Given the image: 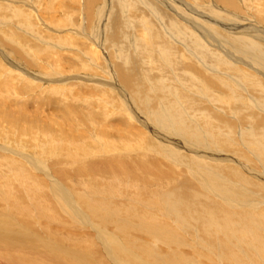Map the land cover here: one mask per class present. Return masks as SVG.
<instances>
[{
	"label": "bare ground",
	"instance_id": "6f19581e",
	"mask_svg": "<svg viewBox=\"0 0 264 264\" xmlns=\"http://www.w3.org/2000/svg\"><path fill=\"white\" fill-rule=\"evenodd\" d=\"M81 1L84 3L82 5H84L85 7L83 20L79 19L78 21V18H77L78 16L74 17L75 15L73 14L72 11H70V13L68 12V15L66 16L64 14L63 20H58L57 23H54L55 25H51L37 18L38 19L37 21L40 22L41 27L44 30V32L42 33V37H45V36L47 37L43 39L38 36L39 34L38 28H33L31 25H29L27 23V19H29L31 22L32 20L31 16L35 15V17H37L32 6L38 8L39 6H41V4L44 5L45 2L41 0H32L31 2H29V0H18V1L0 0V5L3 6V7H0V12L4 10L5 11L12 10L11 15L6 14V13H1L2 15L0 16V24H2L3 26L0 25V43H1L2 38L4 40L3 42L6 41L5 40L6 36L4 35L3 32L10 34L12 35V37H10V40L14 41L16 46H19L18 52L20 54L22 53L21 51H23V48H25L27 50L26 52L27 57L32 55L31 51H33V53L35 52L36 55L37 53H39L38 54L40 57L39 59L41 60L39 61V63L35 62V58H33L34 56H30L29 58L33 60V63H32L33 65L30 66L28 62L24 61L25 64L27 65V68L22 67L21 66L22 64H19V63L17 64L16 61H11V58H10L13 55V52H11V50L13 48H16V46L13 44V46L11 47H5L2 42V45L0 44V48L2 49V51L0 50V65L3 66L4 62L7 63V67L5 68V70H10V74L7 76V81L15 85L16 83H18V79H22L24 81L27 80L28 77H32L31 73L29 72L30 68L39 69L41 71V74H44L42 70H47V68L51 69V67H44L41 64L44 62L45 58H48L47 57L48 55L42 56L46 52L45 49L32 47L33 43L31 42L33 41H30L28 39H30L31 36L33 35L31 33L30 35H27L29 37H26L25 35H23L24 33L20 35L18 29L21 26H18L19 24L23 26L27 24V29H32V30L35 29L37 39H39L41 43H47L50 41V39H52L51 40L52 43L53 42L55 43L56 41L58 45H63V43H67V40H71V41H74L76 44L81 45L83 47L87 48L88 46L89 47L88 50L97 49V51L93 52L94 54H91V55L94 56V59H96L97 56L102 57V59L104 60V63L102 62V64L108 68L110 67L108 62H109V57L111 54L108 56H105L104 53L102 52L103 49L104 50L106 49L105 47L108 48V46L104 45L105 43V41H103L104 35L103 33L102 34L100 33L98 23H95L94 25L93 22L91 21L92 16H93L92 15L93 12H91L93 8V4L96 2H99V0H81ZM153 1H157L160 5H163L166 9H169L172 13L176 14V16L179 15L178 16L179 20L176 19L177 23L171 22V31L173 30L171 33L176 35L177 38L179 36L178 34H180L177 24H180L181 22L184 25H188V26L191 24L193 25L192 26L193 29H185V32H187L186 34H189L190 37L191 35L197 37L196 41L194 40L195 37H191V38L194 40V47L197 48L198 53H196L197 51L194 52V54L191 53V50L193 49L191 47V50H188L186 53L188 56L195 57L196 55L200 57L202 61L204 62V58L209 59L212 53L210 52V54L208 53V55L206 54L201 55L203 50H205L206 48L210 50L209 49L210 47L218 50V53H219L218 58L221 64L226 69H228L229 73L232 76L212 75V77L209 79L210 82H213L214 79H218L220 82L213 83L211 85H208L206 81H203L202 79L200 80V79L192 77L194 83L191 84L190 88H187L185 86L183 87L185 91L193 95L196 101L201 105H205L204 101L206 102L210 100L218 101V99L220 98L221 99L224 98V100L225 99L228 100L226 101V105L228 104L229 112L231 111L235 115L234 118H236L237 120L239 118L241 120L240 124L243 123L242 125L243 127H241L240 124L238 125L240 126V129H241L239 130L241 137L237 138L235 135H233V131L231 132L232 130L231 127L236 129V127H234V119H231L233 120V122L229 121L230 119L226 121V119H224L225 115L221 116L223 114H220L221 112L218 113V111L216 110L218 109V105L215 102H214L216 104L215 106L217 107V108L215 107L216 108L215 110L217 112L214 110L213 112L207 108L206 110L209 112L211 117L217 121L216 125L212 121H207V118L205 117V115H200L195 119V116L199 114L190 113L179 102V100L184 98V96H182L183 93L181 91L183 90V88H181L180 86L179 88L181 90L178 87L176 88V86H174L173 84L169 83L172 89V90H169L166 88L164 83L161 82L159 84L158 90H156V88L152 90L151 88L152 92L154 93L153 94L154 98H156L157 100L156 103H154V99L152 98L153 101L151 99V95H152L151 92L147 91L145 93L144 91L146 90L145 84H142L144 77L139 78L138 75L134 76L132 73H130L131 71L130 68L126 67L130 63L128 61L129 58H126V56L122 57V59H124V62L120 63L122 64L119 66L120 68L118 69V66H116V70L111 71V72H109L108 69L101 70L99 63L94 62L93 64L96 69L93 67V69L88 70V72L87 70L86 72L81 70L84 73H86V75L85 76L83 75L74 76L75 78L72 79L73 82L71 83V85H75V84L82 85L83 83H86L90 88L98 90L101 93H104L105 95L112 93L111 95L109 94V97H113V94H114V99H115L114 101H116L120 95H122L124 99L128 97L129 101L131 100L132 109L128 107L127 109L129 110V112H132V115L133 114L139 115V118L144 120L143 122H140V121L138 122L142 123L143 126L148 129V132L151 135L148 139L150 140L148 141L150 143V146L147 148V151H148L147 156H151L152 158H154V155L157 152L162 154L163 152H161L159 148L165 149L167 146L165 144H160V145L158 144L159 145L158 146L157 142H155L154 139H156L159 143H162V141L165 140L166 142L171 143V147L166 150V153L167 152L168 153L167 154L164 153L163 155L167 156L170 159V161L175 165L176 168L177 167L179 168V166H176V165L178 164V162L179 164L181 163L179 159L182 156H185V158L193 157L194 159L196 157L197 162L198 161L200 162V160H203L202 162L205 163L204 165L207 168H210V167L216 168V165H218V169H222L224 171V176H223V173L222 174L220 173L219 174L220 176H215V177L211 176V178L213 179L216 177H218L219 180H222L223 178H225L222 180V182H226V185H227L229 182L228 180H233L232 178L234 177L238 179V181L240 182L243 181L245 185H248L251 187L257 186L261 188V186L264 185V174H263L264 172L261 173L259 171L257 174V172L253 170L252 172L250 171L251 169L248 170L242 166L241 167L243 168V170L240 171L238 169V165H239L238 163L240 162L233 161L232 160L233 158L232 159L226 158L224 160L223 158L224 151H222V148L229 147L234 150L235 154L241 153L242 151L238 145V139H240L242 143L243 142L242 138H244V136H249L252 134L249 132L250 130H247L246 132L245 130L246 126H247L246 129L255 127V129L253 130L259 131L258 133L261 134V137H260L261 141L255 139L257 141L256 144L258 145V147L256 148L254 147V150L252 149L251 150L261 160V164H260L261 168L259 169L264 170V148L259 147V146H262L260 142H264V126H263L264 125V115L263 113L262 114L254 113V112H257V110L260 108L264 112V103L260 106V103L258 102V105H257L256 99L253 101V98H249L248 100L245 99L246 101L243 102L244 97L242 100V98L240 97L241 94L238 93L239 92L238 90H240V92H242L244 96V93H248L249 90H251V92H255L259 90L260 98H261L260 100H264V97H263L264 96V52H262L264 49V10L260 9L253 13V16L255 17L254 20L257 21L255 22V21H252V19L250 18H244L243 16L237 17L231 14H227L225 12H222L212 7L211 5L205 6L204 9L207 13H206V16H202L196 10V8L200 9L201 5L199 4L194 5L193 3H190V2L189 4H187L186 2H183V1L180 2L179 0H153ZM60 2L64 3V1L62 0H50L49 4L52 5L51 7H54V6H59L61 4ZM218 2L223 3L224 5L230 8H236L237 10L239 7L236 4V0H218ZM244 2L246 1L244 0ZM262 2L264 3V1ZM124 3H127V2L125 1ZM20 5L22 7H26L22 12L17 11ZM102 7L100 6L96 9L97 13H95V15L97 16V18L94 16L96 20L99 19L98 18V15H100L99 12H102L104 10V8ZM64 9L66 8L61 5L60 10L65 11ZM48 10H52V8H49ZM52 13H54V11ZM6 16H9L11 19H13L11 22V25L13 26L10 27L7 24H4L6 22V20L4 19L6 18ZM20 17L23 19L21 20ZM10 18H7V19H10ZM64 20H65V23L71 24L72 27L70 28H73L71 33H68V32L66 33V30H67L66 27H68V25L66 26V24L64 23ZM21 21L25 22L26 24H22ZM76 21H78L79 24ZM221 21L231 22V23L240 22L243 26L234 24L232 27H226V26H223ZM161 26L164 28L163 24ZM167 26L170 28V24H168ZM137 28L139 29V26ZM163 28H161L163 30L162 32L168 33V31H165V29ZM108 34H111L112 36V33L109 32ZM172 34L171 36H173ZM230 35H234L235 39H233V36H230ZM143 37H144V43L142 44H144L145 45L144 48H146L147 40L145 38V35ZM151 37L147 39L150 40ZM251 39L253 41H250ZM234 40L240 41L244 45V47L247 46V48L249 49L247 50L246 48L241 49L243 46L241 48L236 47L234 45V42H235ZM152 42H154V39ZM152 42L149 44H152ZM19 43L20 44L22 43L23 46H20ZM57 44L55 43L53 44V46L55 47V45ZM108 44L110 45V43ZM142 44L140 45L143 46ZM29 45L32 48H30ZM36 45H39V44H36ZM255 46H257L259 49L263 48L262 50L260 49L261 53L259 56H256V58H255V55L250 54L252 53V49ZM4 48H7V50L9 48L10 52H7L6 49ZM61 48L63 49L62 46ZM156 48L158 49L157 46ZM3 50H4V53H2ZM35 50L37 51V53ZM208 50H205V51L208 52ZM183 51H185V48H183ZM143 52L146 54L145 49L143 50ZM143 52L141 51V53ZM156 52L158 53V51ZM48 53L50 56L56 55L54 54V51L53 52L50 51ZM154 54L155 52L152 55ZM168 54L174 55V52H170L164 49V50H161L160 54H158V56L162 59L164 64L166 63L165 57ZM119 59L121 58L118 57L117 60ZM168 61L172 62L173 60H168ZM48 64L49 62L47 63V66ZM52 72L53 71H51V73ZM99 72L102 73V76L99 75ZM53 75H55L54 72H53ZM136 77H137V80L134 81ZM37 79H41L42 83H44L45 86H46V83L49 82L48 80H45L44 78H37ZM68 80L65 81L64 79L65 82H68ZM55 81L64 82V81H61L59 78H57V80ZM65 82L64 84L67 85ZM23 83L25 84V82H22L21 84ZM134 86H140L142 89L139 90V88H136V89L134 88V90L132 91V88ZM210 87L217 89V90H221V96L224 95V97L222 98L220 96L215 95ZM235 88H238V89L236 90ZM142 91L144 92L143 94H142ZM225 91L226 92L230 91L233 99L229 96L226 98ZM232 92H237L238 96L233 95ZM201 96H203L202 98H204L205 100L201 99ZM116 102L110 105L114 107V105H116L115 104ZM107 104H109V102H107ZM220 105L222 109L225 106V104L224 106L222 104ZM249 105L251 107L255 105L256 111L251 109ZM122 106L126 107V103H123ZM133 107H135L137 110H133ZM105 108L106 107L103 108L104 109L103 111L107 110ZM161 108L167 111L166 113H164L166 114V117L162 113L161 114L158 113L159 109ZM150 109L153 111V114L148 112ZM246 109L250 110V112L248 111L249 116L247 115L245 116L246 118H240L244 114L242 111L243 110L245 111ZM103 111H101V113ZM217 114H219L221 117L218 116ZM190 119H192L194 122L201 125L203 127L202 129H204L203 132L204 131L207 132V133L205 132L206 136L208 137L209 135V139L211 138V140L209 141H206V142L203 141V143L201 142L202 145L204 144L203 146L206 148H203V147L198 148L196 145H193L195 141L200 142V139H199L198 134L192 131V129L199 127V126H197L198 124L195 125L194 123H192ZM147 122L149 125H147ZM219 124L221 125L219 126ZM150 125L154 128L150 127ZM211 128L217 129L218 132L217 133L213 132ZM47 135L49 137L50 134L48 133ZM251 137L253 136L251 135ZM93 138H96L95 141L97 142L98 140H100L97 135L94 136ZM183 138L186 139L185 141L189 146H185L187 144L183 143L184 142ZM202 138L204 139L203 136ZM206 140H208V138ZM55 142L56 141H54V144ZM13 144H18V143L14 141ZM104 144H107V142L104 141ZM36 145L37 143L34 145L35 148H36ZM34 146L32 145L31 147H29L31 150L28 149V151H30L28 154L23 153V149H27L28 147L22 146L21 148L20 146L17 145V149H22V150H15L16 148L14 147L12 148V146H7V147L0 146V170L6 169V171H8L11 175L13 174L12 176L14 177V179L10 176L7 178L8 184L10 186L8 185L6 188H4V190L0 186V246L2 247L1 255H6L2 258H6L8 262L12 264H187L189 261H193L194 259H195V262H197V264H199V261L201 259L210 261L211 264H215V262H220V261H224L225 264H259L256 262V260H254V256H253L254 254L250 252V248H251L250 242L255 244L254 248H258L257 249L258 251L256 250L257 252L255 253H257L261 258L264 259V206L259 208V210L256 213V216L254 217L252 216L251 221L248 219V215L246 219H244L245 216L238 215V213L235 212L236 210L235 211L231 210L233 213H231L230 210L227 211L226 213H229L230 215H232L234 221H227V223L220 225L224 229L218 227L219 226L218 222L217 224H212L209 222V220H207L208 223H205L203 221L204 220L203 218L202 223L200 224L198 223L199 225H197L192 219L193 228L195 226H198L197 228L195 227L196 228L195 230L193 231L190 230L189 232L190 236L195 238V241L190 242V243L189 242L184 243V241H182L183 237L180 234H178L176 230V226H174L173 228L170 226V221H172V218L174 220V217H177L178 220L179 219L182 220L181 222L184 224L185 220L187 221V219H190V216L192 213L195 214V216H198L201 214H209L208 212H210L209 215L211 216H213L212 214H214L215 216H220V211L224 209L223 208L224 202L221 201V199L218 200L217 198L216 200L215 198L210 196L212 194H209V193H206V191L205 192L203 191L204 183L207 184L209 182L208 180L200 179L201 177L200 178L197 177L196 174H193V173L190 174V171L188 174L187 173L185 174L184 172H182L184 173V175L181 174L183 175L182 184L176 187L166 186L167 187L166 189H168V194L166 193L167 199L164 198V200L166 199L165 201L166 206H163L162 204L154 205L153 203L149 204L146 202L145 195H148V194L151 195L155 193L156 191L154 192L152 189L145 190L141 186L143 184L141 181L145 179L143 178V175H145L147 170L153 168V165H152L153 163L151 164V161H149L147 158L145 159V161H141L140 159L134 160L135 158L128 159L127 157H125L128 159V161L126 162L124 161L121 162L122 160L116 161V160H111V159L100 161L98 159L99 161H91L90 163H82L81 165L80 164L75 165L76 164L75 163L74 164L75 166H73L72 163L75 160V157H72L74 159L73 161H70V162H68L69 159L66 160L61 157H58L56 159L54 158L53 163L52 162L47 163L46 159L45 160H43L42 158L38 159L39 155L37 156L36 155L37 153L33 152L35 150L34 149L32 150ZM193 146H195V148ZM236 146L238 147L237 149H236ZM214 147H220L221 149H219L218 151L216 150V152H214L212 151ZM60 148L61 147H59L58 149ZM182 148L186 151V153H182L183 152ZM251 148H252V145H251ZM36 149H39V148H36ZM196 149H199L202 152H198ZM102 150H103V147H102ZM104 150H105L104 152L108 153L106 148ZM179 150L182 152H179ZM48 152H49V148H48ZM188 153L191 154V156H189ZM215 153H218V154H215ZM41 154L43 155V153ZM69 154L71 153L69 152ZM45 155L47 156V154ZM113 155H115L116 157L121 156V154H113ZM68 156L70 158V155ZM68 156H66V158ZM112 157L113 156H111V158ZM198 157L200 160L197 159ZM85 158L86 157H84L83 159ZM142 158L144 157L142 156ZM193 158H190L188 160L187 164L189 166H192V164L189 161L190 160L192 161ZM86 160H83V161H86ZM196 160H193V163ZM205 160H207V162H204ZM230 160H232L233 163ZM147 162L150 164L148 166H145ZM243 162H245V165L248 164L249 167L253 168L255 166L247 158H243ZM243 162L242 164H244ZM211 164L215 166H211ZM45 165H47V168L45 167ZM55 165L57 167L55 168V170H52L51 166L53 167ZM189 166H187L186 169L190 168ZM117 171L121 173H130L132 175V178L135 179V181L129 182L130 184L128 185L125 184L124 187H121V188H120V185L116 184L115 182H114L115 184H113V182H108L106 183V185L110 186L111 187L110 189H114L115 186H118L119 189H122V192L120 193V195L119 193L117 194L119 195V198H124V197L126 198V196L128 197L127 193L134 194V196L128 197V198H131L129 199L130 201L129 200L117 201L118 198L115 193L112 194V196L113 195L115 196V200L109 199L106 201H100L98 199H95L89 196V194L85 190L86 188L83 189V187H86V186L80 187L82 188L81 190L85 191L83 193L77 187L78 184L80 183L82 184V182L78 180L79 178H81L80 176H83V175L86 176V174H89V173L90 175L91 174L96 175V174L103 173L106 176V173L110 174V173L115 172V174H117ZM225 171L227 174L225 173ZM180 172L181 171H178V173ZM159 173H160L159 169H156L155 176L159 175ZM5 177H6V174L5 176H3V179ZM97 177H100V175ZM106 177H109V176H106ZM83 178H86V177H83ZM216 180L218 181L217 178ZM99 181H101V179ZM88 184L90 183L88 182ZM206 184H205V187L207 186ZM219 185L222 186V184H219ZM209 186L215 187L214 184H211ZM241 186L243 187V185ZM223 187L225 186L223 185ZM88 189L89 188H87V190ZM115 189L117 190V188ZM163 189L157 190V192L160 193ZM212 191H214V189ZM218 191L217 192L215 191V192L219 194ZM263 192H264V187H263ZM222 199H223V196H222ZM148 200L150 199H147V201ZM156 200L157 199H155V201ZM239 200H240L239 198L235 199V205L239 203ZM148 202H151V201H148ZM242 204H238L237 206H241ZM263 204H264V197H263L262 205ZM144 205H146V207L148 206L146 210H144V207H143ZM246 210L248 211V209ZM97 214L99 216L105 215V214L114 215L112 216L114 219L109 218L111 216L107 215L109 216L107 217L109 218L108 220H106L107 218L105 219L102 218L103 221H100L101 218L99 219L97 217ZM224 215H225V212H224ZM104 217H106V215ZM206 218H209V217H206ZM111 223L113 224L120 223L119 224L120 227L118 228V230H116L115 228H111L112 227ZM144 225H147L146 227L151 228V229L146 230L145 234H147V237L153 238L154 236L162 235L164 236L163 238L168 239L167 240L168 245L171 244L174 246L173 250L171 251L172 253L171 255L169 254V251L167 252L168 253L167 254L162 251L160 252L159 251L160 247L159 248L153 247V245H155L154 242L157 243V241L155 240L153 241L152 246H150L148 243H147L148 248L144 246L145 244H143V242L139 240L141 238L139 235L140 233L138 232V231H141L139 228ZM175 225H181V224L178 223ZM134 226L136 228L138 227V229H135ZM217 228H219L222 231V233L217 232L216 231ZM53 229H55V231ZM107 229H111L112 231L107 232L106 231ZM151 232L154 234H151ZM151 238H148V240ZM236 238H238L240 241L241 240L243 241L242 244L244 245V247L243 246L240 247V243H237L234 241V239ZM179 242L182 243L183 246L185 245V247H189V250L187 251L192 255L191 258L186 257V255L184 257L182 255L183 253H180L181 251L177 252L178 248L180 249L182 246V245L177 244ZM218 243L221 244L219 247L220 248L219 251L216 248V245ZM164 245L166 246V244ZM211 246L215 248L213 249V252L209 254L210 252L209 248ZM174 253L180 256L178 257L176 256V258H173L172 255ZM245 256H247L250 260H247ZM212 258L214 260H212ZM261 264H264V262Z\"/></svg>",
	"mask_w": 264,
	"mask_h": 264
},
{
	"label": "rangeland",
	"instance_id": "374dc122",
	"mask_svg": "<svg viewBox=\"0 0 264 264\" xmlns=\"http://www.w3.org/2000/svg\"><path fill=\"white\" fill-rule=\"evenodd\" d=\"M16 1H18V0H16ZM31 1L32 0H29V2H31ZM41 1L45 2V4L42 5L40 3L41 6H39V4H38V6H39L38 8L32 6L37 17H35V15L31 16V19H32L31 22L29 19H27V23L29 25H31L33 28H38V31H39L38 36L40 38L45 39L47 37L46 36L42 37V33L44 32V30L42 29L40 22L37 21L38 19L45 21L46 23H49L51 25H55L54 23H57L58 20H63L64 14L66 16V15H68V12L70 13V11H72L73 14L75 15L74 17L78 16L77 17L78 21H79V19L83 20L85 7H84V5H82L84 3L81 0H71V1L70 0H62V1H64V3L60 2L61 4L59 6H54V7H51L52 5L49 4L50 0H47V1L41 0ZM125 1L127 3H124ZM179 1L180 2H182V1L186 2L187 4H189V2H190V3H193L194 5H196V4L201 5L200 9L201 8L202 9L200 10L199 8H196V10L202 16H206V13H207L204 9L205 6L211 5L212 7L216 8L222 12H225L227 14H231V15H234L237 17L243 16L244 18H250V19H252V21H255V22H257V21L254 20L255 17L253 16V13L260 10V9L264 10V3L262 2L264 0H245L246 2H244V0H236V4L239 6L238 10L236 8H230L226 5H224L223 3H219L218 0H179ZM243 3H244V5H243ZM61 5L66 8V9H64L65 11L60 10ZM103 5H105V6H103ZM100 6L101 7L103 6L102 8H104V10H103L104 12L103 11L99 12V14H100V15H98L99 19L96 20L95 19V17L97 18V16L95 15V13H97L96 9ZM0 7H3V6L0 5ZM163 7H164L163 5H160L157 1H153V0H99V2H96L93 4V8L91 11V12H93V14H92L93 16H92L91 21L93 22L94 25H95V23H98L100 33L101 34L103 33V35H104L103 36V38H104L103 41H105L104 45L108 46V48L105 47L107 50L103 49L102 52L104 53L105 56H108L111 54L109 57V62H108V64L110 65L109 68L102 64V62L104 63V60L102 59V57L97 56L98 58L96 57V59H94V56L91 55V54H94L93 52L97 51V49H94V50L89 49L88 50V48H89L88 46H87V48L83 47L81 45L76 44L74 41H71V40H67V43H63V45H58L57 42L55 41V43L57 44V45H55V47L53 46V44H55V43L54 42L52 43V41H51L52 39H50V41L47 43H41V41L39 39H37L36 30L35 29H33V30L27 29V24L25 22L21 21L22 24H26V25H24V26L21 24L18 25V26H21L18 29L20 35H22L23 33H24L23 35H25L26 37H29L27 35H30V33L33 35L28 40L33 41V42H31V43H33L32 47L45 49L46 52L42 56L48 55L47 56L48 58H45L46 61L44 60L43 63L49 62V64H48V66H47V63H45V64L41 63V64L44 67H51V69L47 68V70H42V72L44 74H41V71L39 69L30 68L29 72L31 73L32 77H28V79L25 81L22 79H18V83H16L14 85V84H11L9 81H7V76L10 74V70H5V68L7 67V63L4 62L3 66L0 65V66H2V67H0V139H1L0 140V146H3V147L12 146V148L13 147L16 148L15 150H22V149H17V145L20 146L21 148H22V146L28 147L27 149H23V153L28 154L30 152V151H28V149H30L29 147H31L32 145L34 146L37 143L36 148H39V149H36L34 146L32 148V150L34 149L35 151H33V152H36L37 156L39 155L38 159H40V158H42L43 160L46 159L47 163H49V162L53 163L54 158L56 159L58 157H61V158H64L66 160L69 159L68 162H70V161H73V159H74L72 157H75V160L73 161V163L71 162L73 164V166H75L77 164L81 165L82 163H90L91 161H99V160L102 161V160H106V159H111V160H116V161L122 160L121 162H123V161L126 162L130 158L131 159L135 158L134 160L140 159L141 161H145V159L147 158L149 161H151V164L153 163L152 164L153 168L147 170L145 175H143V178H145V179H143L141 181L143 183L141 186L145 190L146 189H152L154 192L156 191L155 193H153L151 195L150 194L145 195L146 202L149 204L153 203L154 205L155 204H157V205L162 204L163 206H166L165 201L167 199V194H168V189H166V188L168 186L169 187H176V186L182 184L184 173L188 174L190 171V174L193 173V174H196L197 177H199V178L201 177L200 179L208 180L209 182L207 184L204 183L203 191L204 192L206 191V193L212 194L210 196H212L216 200L218 198V200L221 199V201L224 202V207H223L224 209L222 211H220V216H215L214 214H212L213 216H211V215H209L210 212H208L209 214H201L198 216H195V214L192 213L190 216V219H187V221L185 220L184 224L181 222L182 220H180V219L178 220L177 217H174V220L172 218V221H170V226L172 228L174 226H176V230H177L178 234H180L183 237L182 241H184V243H186V242L190 243V242L195 241V238L191 237L189 232H190V230L193 231L198 227V226H195L196 228L195 227L193 228L192 219L194 220V222L197 225L202 223V219L204 218L203 221L205 223H208L207 220H209V222L212 224H217V222H218V225H219L218 227L223 228L220 225L227 223V221H234L232 215H230L229 213H226V212L229 210L230 211L236 210L235 212H237L238 215H244L245 216L244 219H246V217L248 215V219L251 221L252 216L253 217L256 216V213L259 210V208L264 206V204L262 205V201H263V197H264V192H263L264 185L261 186V188L257 187V186L251 187V186L245 185V183L243 181L242 182L238 181V179H236L234 177L232 178L233 180H228L229 182L227 185H226V182H222V180L225 178H223L222 180H219V178L216 177L218 179V181L216 180V178H214L216 180L215 181L213 178H211V176L212 177L220 176L219 175L220 173L221 174L223 173V176H224V171L222 169H218V165H216V168H214V167L207 168L204 165L205 163L202 162L203 160H200L199 157L197 159L200 160V162L199 161L197 162L196 157L194 159L193 157L185 158V156H182L185 160L181 157L179 159L181 161V163L179 164V162H178L179 165L175 162L177 164L176 166H179V168L177 167L179 169L178 170L175 167V165L170 161V159L167 156L163 155L164 153H166V150L171 147V143L166 142L165 140H163L164 142L162 141V143H159L156 139H154L155 142H157V145L158 144L159 145L165 144L167 146L165 149L159 148V150L161 152H163L162 154L157 152L158 154L156 153L154 155V158H152L151 156H147V154H148L147 148L150 146V143L148 142L150 140H148V139L151 135L148 132V129L146 127H144L142 123H140V122H143L144 120L139 118V115H134V114L132 115V112H129V110L127 109V107L132 109L131 100L129 101L128 97H126L127 99L126 98L124 99L122 97V95H120L119 98L117 99L118 101L116 100L117 101L116 102V101H114L115 100L114 94H113V97H109V94L111 95L112 93L105 95L104 93H101L98 90L90 88L86 83H83L82 85L81 84L71 85V83L73 82L72 79L75 78L74 76H76V75L85 76L86 73H84L83 71L86 72V70H87V72H88V70H92L94 67V64H93L94 62L99 63L101 70L102 69L103 70L108 69V71L111 72V71L116 70V66H118V69L120 68L119 66L122 65L120 63L124 62V59H122V57L126 56V58H129L128 61L130 62L129 63L126 60L129 63V65H127L126 67L130 68V70L132 72L130 70L129 71L134 76L138 75L139 78L144 77L143 83H142V84H145L146 90H144V91H145V93L147 91L151 92V94H152L151 99L152 98L154 99V103H156L157 100H156V98H154V95H153L154 93L152 92V90H154L155 88H156V90H158L159 84L161 82L164 83L166 88L169 90H172L169 83L176 86V88L177 87L179 88V86H180L184 90L183 91L179 88L182 91V93H183L182 96H184V98L179 100V102L190 113L199 114V115L195 116V119L200 115H205V117L207 118V121H212L216 125L217 121L211 117V115L206 110V108L211 110V111L217 110L218 113L221 112L220 114H223L221 116L225 115L224 119H226V121H228V119H230L229 121L233 122V120H231V119H234V127H236V129H234L230 126L232 129V130L231 129L230 130H231V132L233 131V135H235L237 138L241 137L240 133H239V130H241V129H240V126H238L240 124L241 120L239 118L237 120L236 118H234L235 115L231 111L229 112L228 104L226 105V101H228V100H226V99L224 100V98H223L224 95L221 96V90H217V89L210 87L215 95L220 96L223 99L220 98V99H218V101H211L210 100V101H207L208 103L206 101H204L205 105H201L196 101V99L193 97V95H191L190 93L185 91V89L183 87V86H185L187 88H190L191 84L194 83L192 77L200 79V80L202 79L203 81H206V83L208 85H211L213 83L220 82L218 79H214L213 82H210L209 79L212 77V75L232 76L229 73L228 69H226L221 64V62L218 58V55H219L218 50L211 48V47L209 48L210 50H208L207 48L205 49V50H208V52L203 50L201 55H203V54L208 55V53L210 54V52L212 53L211 57L209 59L204 58V62L202 61V59L200 57H198L196 55H195V57L188 56L186 53L188 50H191V47L193 48L192 49L193 51L191 50V53L194 54V52L197 51V48L194 47V40L196 41L197 37L191 35V37H195L193 40L190 37V35L186 34L187 32H185V29H193V27H192L193 25L192 24L189 25L191 27L190 28L188 25H184L181 22H180V24H177L178 29H179V33H180V34H178L179 36L177 38L176 35L171 33L173 31V30L171 31V22L177 23L176 19L179 20V18H178L179 15L176 16V14L172 13L169 9H166L165 7L164 8ZM25 8L26 7H22L20 5L19 8L17 9V11L22 12ZM49 8H52V10H48ZM123 8H125V9H123ZM58 9H59V11H58ZM105 10H107V11H105ZM53 11H54V13H52ZM94 11H96V12H94ZM239 11H241V12H239ZM1 13H6V14L11 15L12 10L1 11L0 16L2 15ZM7 18H10V17L6 16V18H4L6 20V22L4 24H7L10 27L13 26V25H11V22L13 19H11V18L7 19ZM131 18H133V19H131ZM20 19L22 20L23 18L20 17ZM111 19L113 22L111 21ZM78 21H76V22H78ZM15 22H16V20H15ZM126 22H128V23H126ZM64 23H65V20H64ZM65 24H66V26L68 25V27H66L67 28L66 33L67 32L71 33V31L73 29V28H70V27H72L71 24H67V23H65ZM78 24H79V22H78ZM130 24H132V25H130ZM162 24H163L164 28L161 26ZM168 24H170V28L167 26ZM222 24H223V26H226V27H232L234 24H238L239 26H243L240 22L239 23L222 22ZM0 25L3 26L2 24H0ZM112 26H114V27H112ZM116 26H118V27H116ZM135 26H137V27L139 26L140 30ZM161 28L165 29V31H168V33H166V32L163 33L162 32L163 30ZM135 31H136V33H135ZM27 32H29V33H27ZM109 32L112 33V36H111V34H108ZM3 33L7 38L5 37V40H6L5 42H3L4 40L2 38L0 44L2 45V42H3L5 47H11V46H13V44L15 45L14 41L10 40V37H12V35L7 34L5 32H3ZM170 33L173 36H171ZM144 35H145V38L147 40L146 48H144L145 45L142 44V43H144V37H143ZM146 35L147 36L150 35L149 37L152 36L151 39L150 40L147 39L149 37H147ZM230 36H233V39H235L234 35H230ZM172 38H174V39H172ZM175 38H177V39H175ZM153 39H154V42H152ZM229 40H230V38H229ZM234 41H235L234 45L236 47L241 48L243 46L241 49H243V48H246V50L249 49V48H247V46L244 47V45L240 41H236V40H234ZM250 41H253V40L251 39ZM113 42H114V44H113ZM151 42H152V44H149ZM238 42H240V43H238ZM108 43H110V45ZM136 43H137V45H136ZM36 44H39V45H36ZM140 44H142L143 46H141ZM19 45L23 46L22 43L21 44L19 43ZM61 46L63 47V49L61 48ZM156 46L158 47V49L156 48ZM161 46H163V47H161ZM29 47L32 48L30 45H29ZM18 48H19V46H16V48H13L11 50V52H13V55L10 54V55H12L10 57L11 61H16L17 64L18 63L22 64L21 66L25 67V68H27V65L25 64L24 61L28 62V64L30 66L33 65L32 64L33 60L31 58H29L30 56H34L33 58H35V62L39 63V61H41L39 59L40 58L38 55L39 53H37L36 50L35 51H36L37 55L35 54V52L33 53V51H31L32 55H30V56L28 55L29 57H27L26 56L27 50L25 48H23V51H21L22 53L20 54L18 52ZM83 48H85V49H83ZM183 48H185V51H183ZM4 49H6L7 52H10L9 48H8V50H7V48H4ZM142 49L146 50V54L143 52ZM164 49H166L170 52H174V55H169V54L166 55V57H165L166 63L165 64L163 63L162 59L158 56V54H160L161 50H164ZM211 49L214 51H212ZM260 49L257 46H255L252 49V53H250V54L255 55V58H256V56L260 55L261 50L263 48L261 50ZM0 50L2 51L1 48H0ZM50 51L51 52L54 51V54H56V55L50 56L48 53ZM109 51H110V53H109ZM141 51L143 53H141ZM156 51H158V53ZM154 52H155V54L152 55ZM262 52H264V49ZM2 53H4V50ZM196 53H198V51ZM97 55H99V54H97ZM135 55H137V56H135ZM118 57H120L121 59L117 60ZM133 57H134V59H133ZM21 58L23 59V61ZM168 60H173V61L169 62ZM85 61H87V62H85ZM106 62H107V60H106ZM89 65H90V67L91 66L92 67L90 68ZM167 65H169V66H167ZM173 68L174 69L176 68V69L174 70ZM50 70L53 71L55 73V75H53V72L51 73ZM81 70H83V71H81ZM90 72H92V71H90ZM92 74H94V73H92ZM99 75L102 76V73L99 72ZM37 78H44L45 80H48L49 82L46 83V86H45V84L42 83L41 79H37ZM57 78H59L61 81H64V79H65V81L69 79L68 82L64 81L67 85L68 84L69 85L67 86L64 84V82L55 81V80H57ZM70 79H71V81H70ZM136 80H137V77L135 78L134 81H136ZM22 82H25V84L24 83L21 84ZM48 84H50V85H48ZM134 88L135 89L139 88V90L142 89L140 86H134L132 88V91L134 90ZM151 88H152V90H151ZM235 89L237 90L238 88H235ZM238 91H239L238 93L241 94L240 97L242 98V100L244 97L243 102L248 100L249 98H253V101L256 99L257 105H258V102L260 103V106L264 103V100H260L261 98H260L259 90L255 91V92H251V90H249L248 93H244V96H243V93L240 92V90H238ZM228 92H226L225 97L227 98L229 96L232 98L230 91H228ZM143 93L144 92L142 91V94ZM232 94L238 96L237 92H232ZM202 97L203 96H201V99L205 100ZM153 99H152V101H153ZM107 102H109V104H107ZM114 102H116L115 103L116 105H114V107H112V105H110V104H114ZM214 102L217 103L218 109H216L217 107L215 106L216 104ZM218 102L220 104H222L223 106L225 104L223 109L220 107L221 105ZM123 103H126V107L122 106ZM206 105H207V107H206ZM104 107H106L105 108V109H107L106 111H103ZM251 109L256 111L255 105H253L251 107ZM133 110H137V109L135 107H133ZM258 110H257V112H254V113H260V114L263 113V115H264V112L262 111L261 108ZM101 111H103V112L101 113ZM245 111L244 110L242 111L244 114L240 118H246L245 116H247V115L249 116L250 110L246 109ZM148 112L153 114V111L151 109ZM166 112H167L166 110H163L161 108V109H159L158 113H160V114L162 113L166 117V114H164ZM224 112H226V113H224ZM217 115L220 116L219 114H217ZM138 121H140V122H138ZM190 121L192 123H194L195 125L198 124V123L194 122L192 119H190ZM147 125H149L148 122H147ZM220 125L221 124H219V126ZM240 125H241V127H243L242 126L243 123H241ZM197 126H199L200 128L196 127L194 129H192V131H194L198 134L200 142L195 141L193 145H196L198 148H201V147L206 148L203 146L204 144L202 145V143H203V141L206 142V141L211 140V138L209 139V135H208V137L206 136L207 132L206 131L203 132L204 129H202L203 127L201 125L198 124ZM150 127H152V126L150 125ZM152 128H154V127H152ZM246 128H247V126L245 127L246 132H247V130H250L249 132L252 133L251 135L254 138L251 137V135L244 136V138H242L243 139L242 143H241L240 139H238V145L242 151L241 153H238V154L237 153L235 154L234 150L229 148V147L222 148V151H224L223 158H224V160L226 158H229V159L233 158L232 159L233 161L240 162V163L237 162L239 165L241 164L240 166L238 165V169L240 171L243 170L242 167H244L245 169H248V170L251 169L250 171L253 170V171L257 172V174L259 171L261 173H263L264 170L259 169V168H261V165H260L261 160L252 151V150H254V147L255 148L258 147V145L256 144V142H257L256 140L261 141V138H260L261 134L258 133L259 131L253 130V129H255V127L249 128V129H246ZM211 130L215 133L218 132V130L214 129V128H211ZM234 130H235V132H234ZM251 130H252V132H251ZM48 133L50 134L49 137L47 135ZM96 135L100 139V140H98V142L95 141L96 138H93ZM163 136H165V135H163ZM202 136L204 137V139L202 138ZM12 137H13V139H12ZM49 138H50V140H49ZM176 138H178V137H176ZM207 138H208V140H206ZM56 139H58V140H56ZM64 140L65 141L67 140V141L65 142ZM185 140L186 139L183 140L184 141L183 143L187 144ZM14 141L17 142L18 144H13ZM54 141H56L55 144H54ZM104 141L107 142V144H104ZM62 142H64V143H62ZM247 142H248V144H247ZM108 143H110L111 145ZM260 143L262 146H259V147L264 148L263 147L264 142H260ZM58 144H60V145H58ZM93 144H94V146H93ZM250 144L252 145V148H251ZM151 146H152V144H151ZM185 146H189V145L187 144ZM59 147H61L62 149L61 148L58 149ZM102 147H103V150H102ZM193 147L195 148V146H193ZM42 148H44V149H42ZM48 148H49V152H48ZM105 148L108 151V153L104 152ZM237 148L238 147L236 146V149ZM219 149H221V148L220 147H214L212 149V151L216 152V150L218 151ZM51 150L54 151L55 153L52 152ZM196 150L198 152H202L199 149H196ZM96 151H97V153H96ZM182 151L179 150V152L186 153V151L183 148H182ZM62 152H64V153H62ZM69 152L71 154H69ZM238 152H240V151H238ZM41 153H43V155ZM112 153L113 154H121V156L116 157ZM182 153H180V154H182ZM45 154H47V156ZM215 154H218V153H215ZM68 155H70V158ZM66 156H68V157L66 158ZM80 156H82V157H80ZM111 156H113V157L115 156L116 158L114 157V159H113V157L111 158ZM142 156L144 158H142ZM189 156H191V154H189ZM84 157H86V158L83 159ZM125 157H127L128 159ZM79 158H81V159H79ZM122 158H124V159H122ZM190 158H193L192 161L191 160L189 161L192 164V166H189L187 164L188 160ZM243 158L249 159L250 162H252L255 166L252 168V167H249L248 164H246L247 165V167H246L245 162H243ZM82 159L83 160L87 159L86 160L87 162L83 161ZM182 159H183V161H182ZM79 160H81V161H79ZM193 160H196V161H194V163H193ZM232 160H230V161L233 163ZM241 161L244 164H242ZM204 162H207V160H205ZM149 164L150 163L147 162L145 164V166H148ZM183 166H184V168H183ZM187 166H189L190 168L186 169ZM211 166H215V165L211 164ZM45 167L47 168V165H45ZM56 167H57L56 165L53 167L51 166V169L55 170ZM156 169H159L160 173H159V175L155 176ZM208 169H210V170H208ZM178 171H181V172L178 173ZM4 172L6 174V177H5L6 179L5 178L3 179V176H5ZM48 172H49V170H48ZM182 172H184V173H182ZM225 173H226V171H225ZM181 174H183V175H181ZM12 175L8 171H6V169L0 170V177H1L0 178V186L2 187L3 190H4V188H6L9 185L7 178L10 176L14 179V177ZM96 175L97 176L100 175V177H97ZM96 175H94V174L90 175V173H89V174H86V176L85 175L80 176L81 178L78 177L79 178L78 180L81 181L82 184L81 183L78 184L77 187L83 193L85 191L81 190L82 188H80V187L86 186V187H83V189L86 188L85 190L87 191L89 196L93 197L95 199H98L100 201H106L109 199L115 200V196L113 195L114 196V198H113L112 194L115 193L117 195L119 193V195H120V193L122 192V189H119L118 186H115L114 189L117 188V190L116 189L114 190V189H110L111 187L106 185V183L113 182V184H115V183L119 184L120 188H121V187H124L125 184H127V185L130 184L129 182L135 181V179L132 178V175L130 173H121L118 171H117V174H115V172L110 173V174L106 173V176H109V177H106L103 173L102 174H96ZM103 175H104V177H103ZM119 175H121V176H119ZM83 177H86V178H83ZM100 179L102 182L99 181ZM88 182L90 184H88ZM205 184L207 186L214 184L215 187L214 186H209V187L206 186L205 187ZM219 184H222V186H220ZM223 185L225 187H223ZM241 185H243V187ZM87 188H89L90 190L89 189L87 190ZM161 189H163V190L160 193H158L157 190H161ZM213 189H214V191H212ZM216 189H218L220 191H218ZM209 191H211V192H209ZM215 191L216 192L218 191L219 194H217ZM127 194H128V197L134 196V194H132V193H127ZM241 194H243V195H241ZM119 195H117V198H118L117 201H119V200L124 201V200L131 199V198H128L127 196L125 198L124 195H123L124 198H119ZM222 196H223V199H222ZM235 197L240 199L238 204H242V202H243V204L241 206H237L238 204L235 205V199H236ZM164 198H166V199L164 200ZM147 199H150L148 201H151V202H148ZM155 199H157V200L155 201ZM230 199L234 202H232ZM159 200L161 201V203ZM143 207H144V210H146V208L148 206L146 207V205H144ZM246 209H248V211ZM232 211H231V213H233ZM224 212H225L226 216L224 215ZM253 214H255V215H253ZM105 215H106V217H104ZM105 215L99 216L97 214V217L99 219L101 218L100 221H103L102 218L105 219V218L109 217L107 215H110V214H105ZM159 215H160V213H159ZM192 215H194V216H192ZM110 216L111 217H109V218L114 219L112 217L114 215H110ZM206 217H209V218H206ZM109 218H107L106 220H108ZM175 221H177V222H175ZM178 223L181 225H175ZM119 224L120 223H118V224L111 223V225H112L111 228H115L116 230H118V228L120 227ZM135 225H137V224H135ZM146 226L147 225H144L141 227L139 226L140 227L139 229L142 231V233H141V231L137 230L140 233L139 234L140 238L142 239V240L141 239H139V240L141 242H143V244H145L144 246L146 248H148V244L150 246H152L153 241L155 240V241H157L158 245H157V243L154 242L155 245H153V247H157V248L160 247V250H159L160 252L162 251V252L167 253L169 251V254L171 255L172 254L171 251L173 250L174 246L171 244L168 245V242H167L168 239L163 238L164 236H162V235H157V236H154L153 238L147 237V234H145L146 230L151 229V228L146 227ZM134 228L138 229V227L136 228L135 226H134ZM219 228H217L216 231L222 233V231ZM100 229H102V228H100ZM53 230L55 231V229H53ZM144 230H145V232H144ZM106 231L110 232L112 230L107 229ZM151 234H154V233L151 232ZM160 237H161V239H160ZM148 238H151V239L148 240ZM155 238H157V239H155ZM234 241L237 243H240V247H242V246L244 247V245L242 244V242H243L242 240L240 241L238 238H236V239H234ZM160 243H161V245H160ZM164 244H166V246ZM177 244L182 245L180 249L178 248L177 252L181 251L180 253H183L182 255L184 257H185V255L188 258L192 257V255L187 251V250H189V247H185V245L183 246V244L180 242ZM250 244H251L250 252L254 254V255L252 254L254 256V260H256V262L259 264L263 263L264 261H262V260H264V259L261 258L257 253H255L258 251L257 250L258 248H254L255 247L254 243L250 242ZM220 245L221 244H219V243L216 245V248L218 249V251L220 250V248H219ZM168 247L170 248V250ZM214 248L215 247H212V246L209 248V251H210L209 254H211V252H213ZM1 249H2V247L0 246V255L2 253ZM174 254L172 255L173 258H176V256L177 257L180 256V255H176V253H174ZM4 256H6V255L0 256V264H4V263L5 264H12V263L8 262V260L6 258H2ZM216 256H217V254H216ZM216 256H215V258H216ZM245 258L247 260H250L247 256H245ZM1 260L2 261L4 260L3 263ZM212 260H214V259L212 258ZM191 263L197 264V262H195V259L193 261H189L187 264H191ZM199 264H211V262L207 261L205 259H201L199 261ZM215 264H225V262L220 261V262H215Z\"/></svg>",
	"mask_w": 264,
	"mask_h": 264
}]
</instances>
